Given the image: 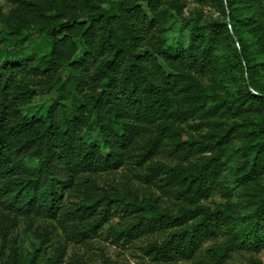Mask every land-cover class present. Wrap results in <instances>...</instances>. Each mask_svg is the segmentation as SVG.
Masks as SVG:
<instances>
[{
  "label": "trees",
  "instance_id": "1",
  "mask_svg": "<svg viewBox=\"0 0 264 264\" xmlns=\"http://www.w3.org/2000/svg\"><path fill=\"white\" fill-rule=\"evenodd\" d=\"M9 1L0 9L14 42L0 49V264L38 262L40 246L26 256L10 243L22 216L54 219L85 241L118 209L130 221L114 234L165 233L145 247L165 261L203 251L223 264L235 250L264 249V0H197L219 12L202 23L184 15L187 0ZM174 14L187 46L164 37ZM36 32L47 49L22 46ZM233 68L253 89L231 90ZM48 91L44 114L23 113ZM92 130L101 143L85 138ZM119 170L126 179L115 182ZM225 171L236 200L206 204Z\"/></svg>",
  "mask_w": 264,
  "mask_h": 264
},
{
  "label": "rangeland",
  "instance_id": "2",
  "mask_svg": "<svg viewBox=\"0 0 264 264\" xmlns=\"http://www.w3.org/2000/svg\"><path fill=\"white\" fill-rule=\"evenodd\" d=\"M12 8L9 0H0V9L4 14H7ZM184 15L192 18L194 22L199 23L216 18L219 12L216 8L209 5H202L197 0H187L184 8ZM9 30L0 18V49L12 47L13 41L9 38ZM164 37L167 43L183 44L187 46L190 40V31L186 24L174 14L168 21ZM30 51L47 49L46 39L40 33H34L22 45ZM227 79L231 84V90L246 93L250 88L248 74L239 71V68L232 69L227 73ZM211 74L204 76L203 80L206 84L211 83ZM256 94L257 92L253 90ZM258 94V93H257ZM55 91L40 92L34 98L31 104L23 107V113L28 116H40L45 113L47 104L55 97ZM88 141L101 143L98 132L92 130L85 137ZM243 143L242 135L234 140L233 148L238 149ZM126 173V172H125ZM122 171L116 174L115 182L124 181L125 176ZM224 186H219L215 189L211 196L205 200L206 204L215 206L217 203L236 200V193L230 195L228 186H231L233 176L229 171H225ZM130 175V174H129ZM130 185L133 188H140L144 183L130 175ZM154 196L160 195L164 206L171 205L172 200L166 194L151 188ZM130 215H126L122 210L114 211L110 218L104 223L99 231L89 240L77 241L69 239L70 237L63 231L60 225L54 219L43 217H25L19 218L16 226L10 235V243L17 247L26 256H31L35 249L40 246V252L37 264H46L50 257H53L57 250L64 248L63 259L60 264H216L215 261L205 254L203 251L191 259H177L175 261H165L157 256L148 254L145 250L147 244L164 239L165 233H151L144 235L133 242L125 241L124 237H119L114 234V228H123L130 221ZM213 240H208L203 243V249L212 244ZM79 263H78V262ZM259 261L264 264V249L256 252L252 250L239 249L232 253V256L223 264H255Z\"/></svg>",
  "mask_w": 264,
  "mask_h": 264
}]
</instances>
